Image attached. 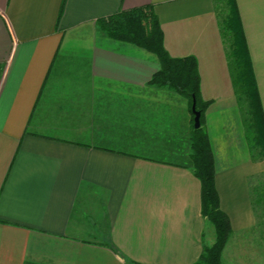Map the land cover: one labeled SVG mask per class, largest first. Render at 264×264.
<instances>
[{
	"label": "crops",
	"instance_id": "1",
	"mask_svg": "<svg viewBox=\"0 0 264 264\" xmlns=\"http://www.w3.org/2000/svg\"><path fill=\"white\" fill-rule=\"evenodd\" d=\"M236 3L264 119V0ZM218 5L0 0V264H194L214 244L190 158L187 99L149 83L156 55L98 25L144 6L167 54L196 59L209 103L202 128L231 228L221 263L264 264L255 195L264 190V143L253 142L235 94Z\"/></svg>",
	"mask_w": 264,
	"mask_h": 264
},
{
	"label": "trees",
	"instance_id": "2",
	"mask_svg": "<svg viewBox=\"0 0 264 264\" xmlns=\"http://www.w3.org/2000/svg\"><path fill=\"white\" fill-rule=\"evenodd\" d=\"M221 5V11H225V14L220 20V30L228 48L227 62L233 88L239 100L248 108L250 126L255 130L253 142L255 140L260 145L264 143V119L238 6L236 0H221ZM98 25L109 38L133 44L156 55L160 68L151 77L150 84L184 96L190 111L195 99L196 111L200 113V127L192 129L190 158L193 174L201 185V215L214 226L215 242L212 246L203 247L194 264H222L221 253L231 228L227 216L220 210L213 156L202 128L204 112L209 103L200 98L196 59L192 56L171 58L167 54L160 23L151 6L121 10L99 19Z\"/></svg>",
	"mask_w": 264,
	"mask_h": 264
},
{
	"label": "water",
	"instance_id": "3",
	"mask_svg": "<svg viewBox=\"0 0 264 264\" xmlns=\"http://www.w3.org/2000/svg\"><path fill=\"white\" fill-rule=\"evenodd\" d=\"M195 106H196V101L193 98L192 106H191V111H192V115H193V128L198 129L200 127V121H199L200 113L198 111H196Z\"/></svg>",
	"mask_w": 264,
	"mask_h": 264
},
{
	"label": "rangeland",
	"instance_id": "4",
	"mask_svg": "<svg viewBox=\"0 0 264 264\" xmlns=\"http://www.w3.org/2000/svg\"><path fill=\"white\" fill-rule=\"evenodd\" d=\"M218 6H219V5H218ZM219 7L222 8L221 5H220ZM220 12H221V11H220ZM221 13H222V15H224V14H225V11H222ZM258 182H259V185L262 184V183H261V182H262V179L259 178V179H258ZM256 185H257V187H258V184H255V186H256ZM258 189H259V191H256V192H255V193H256L255 195H257L256 197H258V196L261 195V197H262L261 199H263V203H260V204H259V206H260L259 209H260L262 206L264 207V190H263V188L260 187V186L258 187ZM261 202H262V201H261ZM262 204H263V205H262Z\"/></svg>",
	"mask_w": 264,
	"mask_h": 264
}]
</instances>
